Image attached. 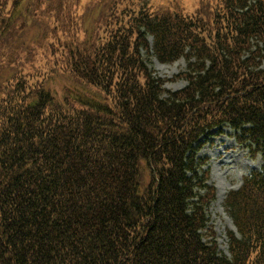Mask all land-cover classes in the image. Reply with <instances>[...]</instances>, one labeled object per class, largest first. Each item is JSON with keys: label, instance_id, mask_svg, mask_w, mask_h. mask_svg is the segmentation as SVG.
I'll use <instances>...</instances> for the list:
<instances>
[{"label": "trees", "instance_id": "trees-1", "mask_svg": "<svg viewBox=\"0 0 264 264\" xmlns=\"http://www.w3.org/2000/svg\"><path fill=\"white\" fill-rule=\"evenodd\" d=\"M221 128L263 160L229 256L199 158ZM0 264H264V0H0Z\"/></svg>", "mask_w": 264, "mask_h": 264}, {"label": "rangeland", "instance_id": "rangeland-1", "mask_svg": "<svg viewBox=\"0 0 264 264\" xmlns=\"http://www.w3.org/2000/svg\"><path fill=\"white\" fill-rule=\"evenodd\" d=\"M153 2L154 5H163L166 0H153ZM151 67L159 77L169 82L165 86L167 90L178 91L186 86L183 81H174L176 76L186 70L185 60L173 64H161L153 58ZM199 158L207 160L205 169L210 172L209 186L214 188L216 193V200L209 210L210 225L216 233L220 252L229 256V234L232 232L237 235V230L225 210L226 198L230 192L238 191L246 178L262 171L263 160L260 156H252L247 147L237 142L234 132L228 128L216 130L209 136Z\"/></svg>", "mask_w": 264, "mask_h": 264}]
</instances>
